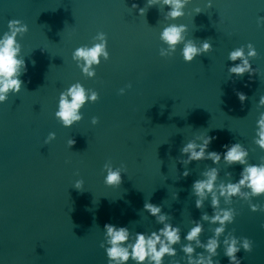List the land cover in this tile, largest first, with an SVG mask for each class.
<instances>
[{"label": "water", "instance_id": "obj_1", "mask_svg": "<svg viewBox=\"0 0 264 264\" xmlns=\"http://www.w3.org/2000/svg\"><path fill=\"white\" fill-rule=\"evenodd\" d=\"M133 3L146 8L144 16ZM147 3L0 0V36L13 19L29 28L17 36L27 64L23 88L0 104V264H108L100 247L105 224L126 226L133 236L163 227L144 210L145 202L161 206L165 222L182 233L177 256L166 257L165 264H186L181 248L189 242L183 235L194 222L203 225L205 243L219 226L201 219L216 210L210 197L196 208L193 182L215 168L217 186L235 183L243 166L223 159L185 164L181 149L209 135L215 137L209 151L223 153V145L240 143L249 164L264 162V149L255 143L264 114V26L257 23L264 0H212V7L208 0H190L176 21L162 0L150 8ZM171 23L187 25L185 43L208 40L212 50L191 63L183 60L182 45L161 56L168 45L160 33ZM100 32L107 35L110 59L93 65L96 75L90 78L72 53L91 47ZM248 43L259 52L250 59L255 73L231 75L229 52ZM77 82L100 98L82 109L81 122L65 128L55 117L59 96ZM239 92L247 96L243 103ZM52 132L56 139L45 143ZM69 139L75 140L71 147ZM105 164L124 168L119 186L104 183ZM77 180L84 181L82 189L74 187ZM251 204L264 208V197H220V208L235 213L220 240L249 237L253 252L241 250L238 257L242 264H264V211L252 212ZM218 251L214 259L229 264L223 247Z\"/></svg>", "mask_w": 264, "mask_h": 264}, {"label": "clouds", "instance_id": "obj_2", "mask_svg": "<svg viewBox=\"0 0 264 264\" xmlns=\"http://www.w3.org/2000/svg\"><path fill=\"white\" fill-rule=\"evenodd\" d=\"M161 0H148L147 8L153 7L160 3ZM190 0H162V3L168 8L167 16L172 21L183 17L185 9ZM208 7H212V0H208ZM133 9H138L139 14L144 16L146 8H139L135 3ZM196 14L201 12L200 8L195 9ZM258 25L264 26V16L257 20ZM28 25L18 19L8 22V31L0 36V104L9 100L10 95L19 94L23 88L24 81L20 78L27 72V64L23 56L22 48L17 41L18 35L28 32ZM187 31L186 24L171 23L160 33V39L168 45L167 50H161L160 55L165 56L176 51L177 45L180 48L183 60L186 63L193 62L198 56L212 50V45L208 40L202 41L199 45L194 42L185 43L184 33ZM91 47L85 45L78 47L72 53V59L76 61L77 66L82 73L88 77H95L96 72L93 65L99 66L102 59H110L108 51V38L103 32L98 33L94 38ZM259 52L252 43L241 46L230 51L228 54L232 66L229 67V73L237 77H242L245 73L253 75L256 69L250 63L251 58L258 57ZM239 61L238 63H236ZM33 63H35L33 61ZM130 87V86H129ZM125 89H120V94H124ZM238 99L243 103L247 96L239 92ZM99 93L93 89L85 88L79 82L72 84L66 90L62 91L59 96L58 108L55 117L65 128H71L73 125L84 119L82 109L88 103H95L99 100ZM259 103L264 105V96L260 97ZM92 125H97L99 119L93 117ZM258 139L255 143L264 149V114L257 121ZM56 139L54 132L49 133L45 143H50ZM215 137L205 136L202 142L187 143L182 149V155L187 156L183 163L208 159L213 164H217L221 159L229 165L239 164L242 167L240 179L235 183L220 184L217 186L218 170L212 168L204 173V179L195 180L192 184L193 193L197 199L195 206L197 209L203 207L204 201L211 198V206L216 211L211 216L204 214L201 219L212 224H218L215 228L214 235L209 237L207 242L201 241L200 237L204 231L203 225L195 221L194 226L183 235V240L188 241L184 244L181 251L187 256L186 264H220L218 259L219 249L223 247V254L228 258L229 264H242L238 253L243 250L246 253H252L254 241L247 236L226 237L222 242L220 237L226 232V226L235 222L234 210L229 208H220V197L229 201L232 197L240 196L243 198H260L264 197V162L259 164H249L247 157L248 151L240 143L231 145L225 144L223 153L209 151V146ZM75 140L69 139L68 145L71 147ZM104 171L107 173L104 177V183L111 187L119 186L122 182L123 167H113L110 164L104 165ZM189 172L185 170L183 176L187 177ZM83 180L75 181L74 187L82 189ZM246 187L248 192H242L241 189ZM252 212L264 211L260 205L251 204L249 206ZM144 210L151 216L156 217L157 221L163 224V227L151 233L137 232L133 236L131 230L126 226H117L114 224L104 225L105 242L100 244L104 248L108 258V264H165L166 257L177 256L176 245L182 243V233L179 227L166 223L167 216L162 212L161 206L151 202H145ZM264 228V225H261ZM195 243L196 247H193ZM105 244L107 246H105ZM197 248H202L203 252H197ZM207 253V255H205Z\"/></svg>", "mask_w": 264, "mask_h": 264}]
</instances>
